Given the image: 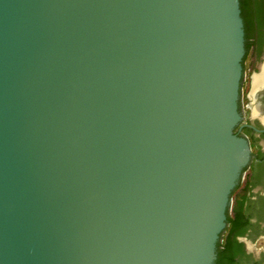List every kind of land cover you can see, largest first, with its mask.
Listing matches in <instances>:
<instances>
[{
    "label": "water",
    "instance_id": "1",
    "mask_svg": "<svg viewBox=\"0 0 264 264\" xmlns=\"http://www.w3.org/2000/svg\"><path fill=\"white\" fill-rule=\"evenodd\" d=\"M243 55L239 0H0V264H214Z\"/></svg>",
    "mask_w": 264,
    "mask_h": 264
},
{
    "label": "flooded vegetation",
    "instance_id": "2",
    "mask_svg": "<svg viewBox=\"0 0 264 264\" xmlns=\"http://www.w3.org/2000/svg\"><path fill=\"white\" fill-rule=\"evenodd\" d=\"M248 3L243 21L241 120L235 133L248 142L250 158L230 193L227 224L214 264H264V0ZM255 77L261 82L253 89Z\"/></svg>",
    "mask_w": 264,
    "mask_h": 264
},
{
    "label": "trees",
    "instance_id": "3",
    "mask_svg": "<svg viewBox=\"0 0 264 264\" xmlns=\"http://www.w3.org/2000/svg\"><path fill=\"white\" fill-rule=\"evenodd\" d=\"M239 1H240L241 17H242L243 21H245L248 17V13H249V9H248L249 0H239ZM218 246H219V244L217 245V247Z\"/></svg>",
    "mask_w": 264,
    "mask_h": 264
},
{
    "label": "bare ground",
    "instance_id": "4",
    "mask_svg": "<svg viewBox=\"0 0 264 264\" xmlns=\"http://www.w3.org/2000/svg\"><path fill=\"white\" fill-rule=\"evenodd\" d=\"M261 82V78L260 77H255L254 81H253V89L258 88ZM257 110L254 109V112H256Z\"/></svg>",
    "mask_w": 264,
    "mask_h": 264
},
{
    "label": "rangeland",
    "instance_id": "5",
    "mask_svg": "<svg viewBox=\"0 0 264 264\" xmlns=\"http://www.w3.org/2000/svg\"><path fill=\"white\" fill-rule=\"evenodd\" d=\"M258 246H259V244H258V243H255V244H254V247H258Z\"/></svg>",
    "mask_w": 264,
    "mask_h": 264
}]
</instances>
